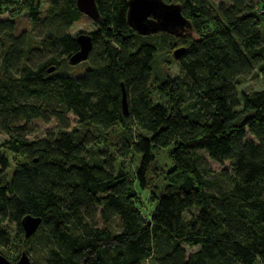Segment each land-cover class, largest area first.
Returning <instances> with one entry per match:
<instances>
[{
  "label": "trees",
  "instance_id": "trees-1",
  "mask_svg": "<svg viewBox=\"0 0 264 264\" xmlns=\"http://www.w3.org/2000/svg\"><path fill=\"white\" fill-rule=\"evenodd\" d=\"M94 1L99 16L87 32L88 66L72 77L67 57L77 44L67 28L82 15L75 0H49L35 33L40 0H0V16L7 13L0 18V130L6 149L21 157L7 177L0 172V224L14 222L21 250L37 234L52 244L38 264L264 263V89L236 91L239 76L253 66L251 74L264 80L263 8L248 0H221L214 7L206 0H162L178 4L190 28L139 35L126 23L127 0ZM22 13L31 33L13 35L12 18ZM165 46H183L184 52L165 59L178 73H160L155 88L164 100L153 101L149 77ZM42 50L50 55L34 62L33 53ZM183 89L192 107L201 106L184 110ZM68 113L84 127L118 125L126 134L118 154L137 156L136 166L112 172L108 160L90 163L85 134L68 128ZM32 120L53 121L56 130L27 139ZM160 147H169L172 165L156 194L147 189L156 186L153 150ZM204 156L228 163L231 189L204 190L203 174L210 172ZM6 166L0 158L1 169ZM140 190L154 200L146 215L136 206ZM190 207L197 213L184 222ZM24 214L41 220L28 241L19 224ZM95 216L101 227L93 224ZM113 220L119 229L111 234L106 226ZM9 242L0 226V245ZM182 243L196 248L186 252Z\"/></svg>",
  "mask_w": 264,
  "mask_h": 264
},
{
  "label": "rangeland",
  "instance_id": "rangeland-1",
  "mask_svg": "<svg viewBox=\"0 0 264 264\" xmlns=\"http://www.w3.org/2000/svg\"><path fill=\"white\" fill-rule=\"evenodd\" d=\"M208 7H214L216 6L221 0H206ZM248 3L252 5L253 7H262L264 10V4L263 0H248ZM49 5V0H40V9L38 13L39 22L37 23L36 31L33 30V33L37 32L41 28L42 20L44 19V16L46 15V8ZM255 8V7H254ZM264 16V13H263ZM7 13L4 12L1 14L0 18H6ZM264 18V17H263ZM14 23V28L12 31L13 35H18L22 31H26L31 33V23L28 19V16L26 13L19 14L12 18ZM94 23L85 15H81L78 20L72 22L68 28L67 32L74 37L77 33H87L89 30L95 29ZM46 28V27H44ZM258 29L260 31L262 42H264V22L260 21L258 24ZM183 32V31H182ZM176 48L171 47L168 48V46L163 47L155 54L154 62L152 65V71L149 77V86L152 89V100L153 101H163L164 98L162 94H159L155 88V84L157 83L156 78L159 77L160 73L164 74L165 76L169 78H174L177 76V65L175 63H169L166 60H171L172 58V50ZM50 52L47 50H42L39 53L35 55L33 53V59L34 62L42 59L45 56H49ZM0 57H1V50H0ZM88 66L87 60L81 61L71 67L68 74L72 77H76L80 75L83 70ZM63 71V69H62ZM252 74L255 73L254 66L251 70ZM251 72L245 73L241 76H239L240 83L236 86V91L239 93L240 91L249 92L251 90H257V89H264V80L260 77L259 74L256 76L252 75ZM183 95H182V108L184 110H191L194 107L201 106L199 103L195 104L194 107H192L191 103L193 102L192 97L189 95L187 91L183 89ZM203 110V109H201ZM205 111V110H204ZM68 128H77L80 134H85L86 137V143L84 144L85 148V156L86 159L92 163L95 164L98 158H102L105 160H108V162L112 165V172L115 171V169L122 165L123 167L127 169H133L137 164V156H125L121 157L118 152L119 149L122 146L123 143V137L126 135L123 130L116 124H113L110 128L102 130L101 128H95L94 126H88L84 127L81 124H79L76 120V118L68 113ZM67 128V129H68ZM56 128L54 126L53 121L49 122H42L40 120H32L25 126V131L23 133L24 137L27 139H40L46 136L48 132L55 131ZM137 131L134 133L136 134ZM95 136V137H94ZM5 134L0 130V158H5L7 165L6 168L3 170L0 167V172L3 171V174L7 177V175L10 174L12 167L15 165V163L20 161V156L12 154L10 151L6 149V147L3 145L2 141L5 139ZM155 155V170L157 171L158 179L155 181V187H149L147 190H151L154 193L157 194L160 186L163 183V175L166 170H168L171 167V160L168 155L169 147L164 148H155L153 150ZM202 156V151H199ZM109 155L114 157V160H109ZM203 162L206 167L209 168L210 172H206L203 174V177L206 181L204 185V190L208 193L213 194H219L222 191H226L232 188L233 186V174L230 170V166L226 161L218 163L214 162L212 160L207 159L205 156L203 158ZM104 165V163L102 164ZM147 190H140L141 195L139 196V199L137 201L136 206L139 208L140 214H147V211L149 209H152L154 207V200H151V196L148 195ZM197 213V208L190 207L183 211L182 218L183 221L186 222L189 218L193 217ZM93 224L96 227H101V223L98 220V217L95 216L93 219ZM0 226H3L6 228L9 237L10 242L7 247H2L0 245V254H2L6 259L13 262L15 261L20 253L21 250V244L17 241L15 238V232L16 227L13 221L5 219L3 222H1ZM107 229L111 234H114L118 231V226L116 220H113L111 223H109L107 226ZM29 240V239H28ZM26 240V241H28ZM52 245L51 243L45 242L44 240H41V238L37 235H35L30 241L23 246L25 248L26 254L31 262V264H38L39 259L41 257V254L44 256L47 246ZM181 246L184 248L186 252L194 250L196 247H188L185 244H181ZM41 263V261L39 262ZM142 264H150L149 260H144ZM254 264H264L262 261L257 259V261Z\"/></svg>",
  "mask_w": 264,
  "mask_h": 264
},
{
  "label": "water",
  "instance_id": "water-1",
  "mask_svg": "<svg viewBox=\"0 0 264 264\" xmlns=\"http://www.w3.org/2000/svg\"><path fill=\"white\" fill-rule=\"evenodd\" d=\"M78 11L88 17L92 22L98 20V11L94 0H75ZM125 20L127 25L139 35H147L156 31H163L176 35L190 28V22L185 18L178 4L165 3L162 0H127ZM77 49L67 57L70 65H75L87 59L92 47L91 36L88 33H77L74 37ZM184 52L183 46H177L172 50V58L178 57ZM53 66L46 69L52 71ZM120 105L122 112H127V102L123 87H121ZM40 217L24 214L19 220L23 238L31 236L38 225ZM0 264H31L26 252L21 250L18 258L11 262L0 254Z\"/></svg>",
  "mask_w": 264,
  "mask_h": 264
},
{
  "label": "flooded vegetation",
  "instance_id": "flooded-vegetation-1",
  "mask_svg": "<svg viewBox=\"0 0 264 264\" xmlns=\"http://www.w3.org/2000/svg\"><path fill=\"white\" fill-rule=\"evenodd\" d=\"M21 231H22V230H21ZM30 237H31V236H29L28 238H25V240H28V239H30Z\"/></svg>",
  "mask_w": 264,
  "mask_h": 264
}]
</instances>
